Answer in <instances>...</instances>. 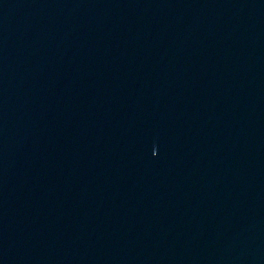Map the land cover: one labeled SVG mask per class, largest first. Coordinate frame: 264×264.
<instances>
[{
    "label": "water",
    "instance_id": "95a60500",
    "mask_svg": "<svg viewBox=\"0 0 264 264\" xmlns=\"http://www.w3.org/2000/svg\"><path fill=\"white\" fill-rule=\"evenodd\" d=\"M0 264H264V0H0Z\"/></svg>",
    "mask_w": 264,
    "mask_h": 264
}]
</instances>
